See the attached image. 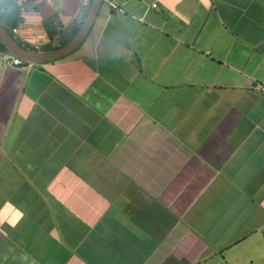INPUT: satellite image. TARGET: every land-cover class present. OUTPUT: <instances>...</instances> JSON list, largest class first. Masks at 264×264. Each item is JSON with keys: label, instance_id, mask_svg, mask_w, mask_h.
Here are the masks:
<instances>
[{"label": "crops", "instance_id": "obj_1", "mask_svg": "<svg viewBox=\"0 0 264 264\" xmlns=\"http://www.w3.org/2000/svg\"><path fill=\"white\" fill-rule=\"evenodd\" d=\"M20 1L44 52L91 0ZM4 53L0 264H264V0H102Z\"/></svg>", "mask_w": 264, "mask_h": 264}, {"label": "water", "instance_id": "obj_2", "mask_svg": "<svg viewBox=\"0 0 264 264\" xmlns=\"http://www.w3.org/2000/svg\"><path fill=\"white\" fill-rule=\"evenodd\" d=\"M102 3V0H91L86 16L79 27L76 34L64 45L50 50V51H34L29 50L23 46H21L12 35H10L1 25H0V41L6 47V49L12 53L20 57L22 60L34 62V63H42L45 61H50L53 59L60 58L65 56L74 50L81 41L87 35L90 26L97 14V11Z\"/></svg>", "mask_w": 264, "mask_h": 264}, {"label": "built area", "instance_id": "obj_3", "mask_svg": "<svg viewBox=\"0 0 264 264\" xmlns=\"http://www.w3.org/2000/svg\"><path fill=\"white\" fill-rule=\"evenodd\" d=\"M2 1V0H0ZM47 1V0H45ZM87 0H83V2H86ZM41 2V0H22L18 3V7L21 9V10H32L36 7L39 6V3ZM152 7H156V4H152ZM58 30H61V27H58ZM12 31L14 33H17V28H13ZM21 40L24 42V43H27L29 42L34 48L35 50L39 49V47L44 44L45 42L42 40V39H35L33 41H29L28 39L20 36ZM3 62L5 65H19L21 64L22 60L18 57H15L13 56L12 54L10 53H4L3 54ZM34 63L32 62H28L27 64V67L28 68H31L32 65ZM261 90L264 91V86L261 87Z\"/></svg>", "mask_w": 264, "mask_h": 264}, {"label": "trees", "instance_id": "obj_4", "mask_svg": "<svg viewBox=\"0 0 264 264\" xmlns=\"http://www.w3.org/2000/svg\"><path fill=\"white\" fill-rule=\"evenodd\" d=\"M75 32H76V30H75ZM0 48L3 49V50H5V47H4V45H3V43L1 41H0Z\"/></svg>", "mask_w": 264, "mask_h": 264}]
</instances>
